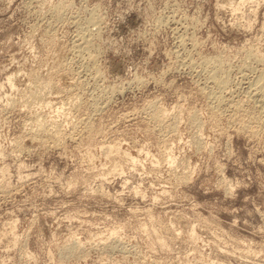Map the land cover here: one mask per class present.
<instances>
[{
	"label": "rangeland",
	"instance_id": "rangeland-1",
	"mask_svg": "<svg viewBox=\"0 0 264 264\" xmlns=\"http://www.w3.org/2000/svg\"><path fill=\"white\" fill-rule=\"evenodd\" d=\"M263 66L264 0H0V264H264Z\"/></svg>",
	"mask_w": 264,
	"mask_h": 264
},
{
	"label": "bare ground",
	"instance_id": "bare-ground-1",
	"mask_svg": "<svg viewBox=\"0 0 264 264\" xmlns=\"http://www.w3.org/2000/svg\"><path fill=\"white\" fill-rule=\"evenodd\" d=\"M229 1H230V0H229ZM224 2H225V1H224ZM243 2H244V1H243ZM257 2H259V1H257ZM237 4H239V2H238ZM243 4H244V3H243ZM253 4H254V3H253ZM257 5H258V4H257ZM229 6H230V5H229ZM243 6H244V5H243ZM239 7H240V6H239ZM253 7H254V6H253ZM232 9H233V7H232ZM249 9H250V8H249ZM173 16H174V15H173ZM168 19H169V18H168ZM170 19H171V18H170ZM71 20H72V19H71ZM76 20H77V19H75V21H76ZM78 20H80V19H78ZM86 20H87V19H86ZM91 20H92V19H91ZM94 20H95V19H94ZM47 21H48V20H47ZM50 21H52V20H50ZM173 21H174V20H173ZM96 22H97V21H96ZM46 23H47V22H46ZM53 23H54V22H53ZM55 23H56V22H55ZM98 23H99V21H98ZM181 24H182V22H181ZM53 25H54V24H53ZM58 25H59V24H58ZM84 25H86V24H84ZM98 25H99V24H98ZM185 25H186V23H185ZM48 26H49V25H48ZM78 26H79V25H78ZM81 26H83V25H81ZM95 26H96V25H95ZM57 27H58V26H57ZM86 27H87V26H86ZM51 28H52V27H51ZM78 28H79V27H78ZM56 29H57V28H56ZM82 29H83V28H82ZM88 29H90V28H88ZM92 29H93V28H92ZM95 29H96V28H95ZM176 29H177V28H176ZM50 30H52V29H50ZM83 30H84V29H83ZM86 30H87V29H86ZM93 30H94V29H93ZM48 31H49V30H48ZM77 31H78V30H77ZM94 31H95V30H94ZM98 31H99V30H98ZM52 32H53V31H52ZM55 32H56V31H55ZM80 32H81V31H80ZM78 34H79V33H78ZM81 34H83V33H81ZM98 34H99V33H98ZM180 34H181V33H180ZM51 35H52V34H51ZM184 35H185V34H184ZM186 35H187V34H186ZM188 35H189V34H188ZM93 36H94V35H93ZM93 36H92V37H93ZM180 36H181V35H180ZM75 37H76V36H75ZM77 38H78V36H77ZM83 38H84V37H83ZM87 38H89V36H88ZM90 38H91V37H90ZM180 39H181V38H180ZM189 39H190V38H189ZM75 40H76V39H75ZM92 41H93V40H92ZM186 41H187V40H186ZM190 41H191V40H190ZM79 42H81V41H79ZM87 42H89V41H87ZM176 42H177V41H176ZM74 43H75V42H74ZM76 43H77V42H76ZM193 43H194V42H193ZM88 44H89V43H88ZM91 44H92V43H91ZM195 44H196V43H195ZM85 45H86V44H85ZM177 45H178V44H177ZM193 45H194V44H193ZM94 46H95V45H94ZM79 47H80V46H79ZM185 47H186V46H185ZM185 47H184V48H185ZM192 47H193V46H192ZM82 48H83V46H82ZM93 48H94V47H93ZM97 48H98V47H97ZM71 49H72V48H71ZM73 49H74V48H73ZM73 49H72V50H73ZM89 49H90V48H89ZM174 49H175V48H174ZM192 49H193V48H192ZM72 50H71V51H72ZM80 50H81V49H80ZM181 50H182V49H181ZM187 50H188V49H187ZM73 51H74V50H73ZM81 51H82V50H81ZM85 51H86V50H85ZM190 51H191V50H190ZM88 52H89V51H88ZM180 52H181V51H180ZM184 52H185V51H184ZM72 53H73V52H72ZM92 53H93V52H92ZM189 53H190V52H189ZM194 53H195V52H194ZM96 54H97V53H96ZM176 54H177V53H176ZM176 54H175V55H176ZM178 54H179V53H178ZM178 54H177V55H178ZM252 54H253V52H252ZM72 55H73V54H72ZM79 55H80V53H79ZM190 55H191V54H190ZM253 55H254V54H253ZM91 56H92V55H91ZM247 56H248V55H247ZM255 56H256V55H255ZM71 57H72V56H71ZM87 57H88V56H87ZM95 57H96V56H95ZM184 57H185V56H184ZM191 57H192V56H191ZM258 57L260 58L259 54H258ZM177 58H178V57H177ZM179 58H180V57H179ZM208 58H209V57H208ZM215 58H216V57H215ZM80 59H81V58H80ZM83 59H84V58H83ZM189 59H190V56H189ZM191 59H192V58H191ZM193 59H194V58H193ZM213 59H214V58H213ZM247 59H248V57H247ZM84 60H85V59H84ZM84 60H83V61H84ZM208 60H209V59H208ZM219 60H220V59H219ZM250 60H251V59H250ZM255 60H256V59H255ZM81 61H82V59H81ZM88 61H89V60H88ZM203 61H204V60H203ZM203 61H202V62H203ZM206 61H207V59H206ZM212 61H213V60H212ZM246 61H247V60H246ZM251 61H252V60H251ZM260 61H261V60H260ZM94 62H95V61H93V63H94ZM177 62H178V61H177ZM209 62H210V61H209ZM215 62H216V61H215ZM60 63H61V62H60ZM93 63H92V64H93ZM182 63H183V62H182ZM187 63H188V62H187ZM189 63H190V62H189ZM189 63H188V64H189ZM195 63H196V62H195ZM203 63H204V62H203ZM203 63H202V64H203ZM248 63H249V62H248ZM61 64H62V63H61ZM82 64H83V63H82ZM178 64H179V63H178ZM185 64H186V63H185ZM192 64H193V63H192ZM211 64H212V63H211ZM219 64H220V62H219ZM80 65H81V64H80ZM180 65H181V64H180ZM189 65H190V64H189ZM199 65H200V64H199ZM205 65H206V64H205ZM214 65H215V64H214ZM241 65H242V64H241ZM245 65H246V64H245ZM248 65H249V64H248ZM87 66H88V65H87ZM90 66H91V65H90ZM96 66H97V65H96ZM203 66H204V65H203ZM210 66H211V65H210ZM221 66H222V65H221ZM256 66H257V65H256ZM177 67H178V66H177ZM182 67H183V66H182ZM184 67H185V66H184ZM194 67H195V66H194ZM205 67H206V66H205ZM211 67H212V66H211ZM263 67H264V66H263ZM60 68H61V67H60ZM76 68H77V67H76ZM93 68H94V67H93ZM198 68H199V67H198ZM228 68H229V67H228ZM247 68H248V67H247ZM251 68H252V67H251ZM253 68H254V67H253ZM255 68H256V67H255ZM94 69H95V68H94ZM98 69H99V68H98ZM98 69H97V70H98ZM186 69H187V68H186ZM212 69H213V70H212L211 73L213 74V71H215V70H214V68H212ZM218 69H219V68H218ZM225 69H226V68H225ZM225 69H224V70H225ZM229 69H230V68H229ZM261 69H262V68H261ZM263 69H264V68H263ZM79 70H81V69H79ZM197 70H198V69H197ZM205 70H206V69H205ZM221 70H222V69H221ZM224 70H222V71H224ZM230 70H231V69H230ZM252 70H253V69H252ZM74 71H75V69H74ZM77 71H78V70H77ZM83 71H84V70H83ZM85 71H87V70H85ZM101 71H102V70H101ZM201 71H202V70H201ZM208 71H209V70H208ZM216 71H217V69H216ZM226 71H227V70H226ZM243 71H244V70H243ZM248 71H249V70H248ZM259 71H260V70H259ZM87 72H88V71H87ZM244 72H245V71H244ZM80 73H81V72H80ZM95 73H96V72H95ZM95 73H94V75H95ZM101 73H102V72H101ZM198 73H199V71H198ZM250 73H251V72H250ZM250 73H249V74H250ZM262 73H263V71H262ZM262 73H261V74H262ZM11 74H12V73H11ZM76 74H77V73H76ZM196 74H197V73H196ZM203 74H204V73H203ZM212 74H211V75H212ZM214 74H215V73H214ZM218 74H219V73H218ZM227 74H229V72H228ZM246 74H247V73H246ZM246 74H245V75H246ZM252 74H253V73H252ZM79 75H80V74H79ZM85 75H86V74H85ZM87 75H88V74H87ZM94 75H93V76H94ZM100 75H101V74H100ZM211 75H210V76H211ZM245 75L243 74V76H245ZM256 75H257V74H256ZM258 75H259V73H258ZM262 75H263V74H262ZM12 76H13V75H12ZM90 76H91V74L89 75V77H90ZM98 76H99V74H98ZM210 76H209V77H210ZM214 76H215V75H214ZM221 76H222V74H221ZM263 76H264V75H263ZM82 77H83V76H82ZM96 77H97V75H96ZM136 77H137V76H136ZM215 77H217V76H215ZM248 77H249V76H248ZM258 77H259V76H258ZM72 78H73V77H72ZM84 78H85V77H84ZM86 78H87V77H86ZM94 78H95V77H94ZM97 78H98V77H97ZM218 78H219V77H218ZM221 78H222V77H221ZM260 78H261V77H260ZM73 79H74V78H73ZM79 79H80V78H79ZM99 79H100V78H99ZM102 79H103V78H102ZM214 79H217V78H214ZM247 79H248V78H247ZM252 79H254V78H252ZM255 79H256V78H255ZM8 80H9V78H8ZM71 80H72V79H71ZM82 80H83V79H82ZM86 80H87V79H86ZM86 80H85V81H86ZM100 80H101V79H100ZM133 80H134V79H133ZM211 80H213V77L211 78ZM217 80H218V79H217ZM217 80H216V82H217ZM219 80H221V79H219ZM222 80L224 81L225 79L222 78ZM240 80H242V79H240ZM240 80H237V81H240ZM257 80H258V79H257ZM257 80H256V81H257ZM9 81H10V80H9ZM34 81H36V80H34ZM85 81H84V82H85ZM94 81H95V80H94ZM203 81H204V80H203ZM213 81L215 82V80H213ZM223 81H222V82H223ZM243 81H244V80H243ZM249 81H250V80H249ZM249 81H248V82H249ZM254 81H255V80H254ZM10 82H11V81H10ZM80 82H81V81H80ZM89 82H90V81H89ZM224 82H225V81H224ZM257 82H259V81H257ZM262 82H263V81H262ZM29 83H30V82H29ZM100 83H102V82H100ZM205 83H207V82H205ZM227 83H228V82H227ZM236 83H237V82H236ZM242 83H243V82H242ZM249 83H250V82H249ZM259 83H261V82H259ZM259 83H257V84H258V85H261V84H259ZM11 84H12V83H11ZM102 84H103V83H102ZM207 84H208V83H207ZM218 84H220V83H218ZM222 84H224V83H222ZM246 84H247V83H246ZM251 84H252V82H251ZM25 85H26V83H25ZM132 85H133V84H132ZM208 85H209V84H208ZM237 85H238V84H237ZM239 85H240V84H239ZM242 85H243V84H242ZM255 85H256V84H255ZM0 86H1V85H0ZM29 86H30V85H29ZM74 86H75V85H74ZM92 86H93V85H92ZM97 86H98V85H97ZM218 86H219V85H218ZM34 87H35V85H34ZM76 87H77V86H76ZM94 87H95V86H94ZM99 87H100V86H99ZM128 87H129V86H128ZM130 87H131V86H130ZM222 87H224V85H223ZM241 87H242V86H241ZM249 87H251V86H249ZM91 88H92V87H91ZM112 88H113V87H112ZM114 88H115V87H114ZM116 88H117V87H116ZM253 88H254V87H253ZM261 88H263V86H262V87H261V86H257V88L255 87L253 90H251V94H253L252 96H256V95L259 93L258 91H260ZM30 89H31V88H30ZM35 89H36V88H35ZM68 89H69V88H68ZM101 89H102V88H101ZM101 89H99V90L101 91ZM120 89H121V88H120ZM203 89H206V88H203ZM218 89H219V88H218ZM222 89H223V88H222ZM229 89H230V88H229ZM122 90H123V89H122ZM198 90H199V89H198ZM225 90H226V89H225ZM227 90H228V89H227ZM239 90H240V89H239ZM242 90H243V89H242ZM249 90H250V89H249ZM262 90H264V89H262ZM109 91H111V90H109ZM216 91H217V90H216ZM231 91H232V90H231ZM37 92H38V91H37ZM105 92H106V91H105ZM115 92H116V91H115ZM208 92H209V90H208ZM260 92H261V91H260ZM262 92H263V91H262ZM262 92H261V93H262ZM35 93H36V92H35ZM111 93H112V91H111ZM219 93H220V92H218V94H219ZM7 94H8V93H7ZM37 94H38V93H37ZM41 94H42V93H41ZM76 94H77V93H76ZM100 94H101V93H100ZM259 94H260V93H259ZM259 94H258V95H259ZM8 95H9V94H8ZM39 95H40V94H39ZM109 95L111 96V94H109ZM260 95H261V94H260ZM263 95H264V94H263ZM9 96H11V95H9ZM41 96H42V95H41ZM43 96H44V95H43ZM106 96H107V95H106ZM223 96H224V95H223ZM78 97H79V96H78ZM78 97H77V98H78ZM95 97H96V96H95ZM103 97H104V96H103ZM103 97H102V98H103ZM221 97H222V95H221ZM33 98H34V97H33ZM35 98H36V97H35ZM69 98H70V97H69ZM99 98H100V97H99ZM216 98H219V97L217 96ZM250 98H251V96H250ZM254 98H255V97H254ZM254 98H253V99H254ZM259 98H260V97H259ZM67 99H68V98H67ZM73 99H74V98H73ZM110 99H111V98H110ZM222 99H223V98H222ZM222 99H220V100L217 99V100L221 101ZM255 99H256V98H255ZM255 99H254V100H255ZM11 100H12V99H11ZM15 100H16V99H15ZM101 100H102V99H101ZM107 100H108V99H107ZM211 100H212V99H211ZM243 100H244V99H243ZM259 100H260V102H261V99H259ZM12 101H13V100H12ZM99 101H100V100H99ZM109 101H110V100H109ZM150 101H151V100H150ZM225 101H226V100H225ZM225 101H224V102H225ZM240 101H241V100H240ZM244 101H245V100H244ZM76 102H78V101H76ZM104 102H105V100H104ZM153 102L155 103V101H153ZM217 102H218V101H217ZM222 102H223V101H222ZM64 103H65V101H64ZM74 103H75V102H74ZM157 103H158V102H157ZM251 103H253V102H251ZM261 103H262V102H261ZM75 104H76V103H75ZM91 104H92V103H91ZM231 104H232V103H231ZM240 104H241V103H240ZM67 105H68V104H67ZM98 105H100V104H98ZM151 105H152V102H151ZM56 106H57V105H56ZM56 106H55V107H56ZM65 106H66V105H65ZM65 106H64V107H65ZM101 106H103V105H101ZM159 106H160V105H159ZM159 106H158V107H159ZM61 107H62V105H61ZM234 107H235V106H234ZM260 107H261V106H260ZM70 108H71V107H70ZM97 108H98V107H97ZM154 108H155V107H154ZM255 108H256V107H255ZM62 109H63V108H62ZM99 109H100V106H99ZM101 109H102V108H101ZM163 109H164V108H163ZM223 109H224V108H223ZM57 110H58V109H57ZM154 110H155V109H154ZM244 110H245V109H244ZM250 110H251V109H250ZM94 111H95V109H94ZM94 111H93V112H94ZM222 111H223V110H222ZM226 111H227V110H226ZM61 112H62V111H61ZM149 112H150V111H149ZM149 112H148V113H149ZM157 112H158V111H157ZM162 112H164V111H162ZM167 112H168V111H167ZM228 112H229V111H228ZM245 112H246V111H245ZM251 112H252V110H251ZM257 112H259V111H257ZM260 112H261V111H260ZM165 113H166V112H165ZM247 113H248V112H247ZM157 114H158V113H157ZM161 114H162V113H161ZM255 114H257V113H255ZM91 115H92V114H90L89 116H91ZM152 115H153V113H152ZM251 115H252V114H251ZM214 116H215V113H214ZM249 116H250V115H249ZM155 117H156V116H155ZM158 117H159V115H158ZM163 117H164V116H163ZM245 117H246V116H245ZM256 117H257V116H256ZM39 118H40V117H39ZM49 118H50V117H49ZM87 118H88V117H87ZM164 118H165V117H164ZM229 118H230V117H229ZM46 119H47V118H46ZM80 119H81V118H80ZM158 119H159V118H158ZM231 119H232V118H231ZM248 119H249V118H248ZM154 120L156 121V118H155ZM235 120H236V118H235ZM237 120H238V119H237ZM240 120H241V119H240ZM40 121H41V120H40ZM40 121H39V122H40ZM43 121H44V120H43ZM79 121H80V120H79ZM84 121H85V120H84ZM89 121H90V120H89ZM159 121H160V120H159ZM166 121H167V120H166ZM53 122H54V121H53ZM90 122H91V121H90ZM170 122H171V121H170ZM55 123H56V122H55ZM55 123H54V124H55ZM61 123H63V122H61ZM159 123H160V122H159ZM161 123H162V122H161ZM164 123H165V122H164ZM173 123H174V122H173ZM173 123H172V124H173ZM246 123H247V121H246ZM262 123H263V122H262ZM37 124H39V123L37 122ZM52 124H53V123H52ZM52 124H50V125H52ZM83 124H85V123L83 122ZM41 125H43V122H42ZM62 125H63V124H62ZM87 125H88V124H87ZM89 125H91V123H90ZM258 125H259V124H258ZM260 125H261V124H260ZM46 126H47V125H46ZM58 126H59V125H58ZM58 126L56 125V127H58ZM51 127H53V125H52ZM62 127H63V126H62ZM168 127H169V126H168ZM35 128H36V127H35ZM37 128H39V127L37 126ZM43 128H44V127H43ZM86 128H87V127H86ZM41 129H42V128H41ZM45 129H46V128H45ZM53 129H54V128H53ZM62 129H63V128H62ZM259 129H260V128H259ZM32 130H33V129H32ZM55 130H57V129H55ZM58 130H59V129H58ZM51 131H52V129H51ZM51 131H50V132H51ZM247 131H248V130H247ZM250 131H251V130H250ZM33 132H38V131L36 130V131H33ZM57 132H58V131H57ZM30 133H31V132H30ZM61 133H62V132H61ZM68 133H69V132H68ZM254 133H255V132H254ZM31 134H32V133H31ZM33 134H34V133H33ZM45 134H46V133H45ZM53 135H54V134H53ZM70 135H71V134H70ZM73 135H74V134H73ZM35 136H36V135H35ZM54 136H57V134L54 135ZM256 136H257V135H256ZM57 137H58V136H57ZM69 137H70V136H69ZM73 137H74V136H73ZM50 138H52V137H50ZM71 138H72V137H71ZM74 138H75V137H74ZM35 139H36V138H35ZM47 139H48V137H47ZM57 141H58V140H57ZM42 142H43V141H42ZM54 142H55V144H56V141H54ZM51 145H53V144H51ZM57 145H58V144H57ZM108 149H109V148H108ZM3 191H4V190H3ZM5 191H6V190H5ZM0 193H1V192H0ZM5 193H6V192H5ZM3 194H4V193H3ZM115 248H116V246H115Z\"/></svg>",
	"mask_w": 264,
	"mask_h": 264
}]
</instances>
